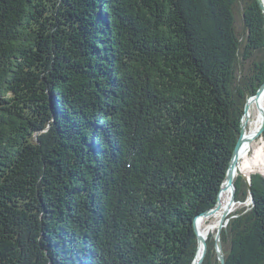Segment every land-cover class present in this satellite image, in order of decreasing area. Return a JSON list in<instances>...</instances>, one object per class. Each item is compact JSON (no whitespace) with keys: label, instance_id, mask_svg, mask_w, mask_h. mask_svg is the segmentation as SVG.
Segmentation results:
<instances>
[{"label":"trees","instance_id":"obj_1","mask_svg":"<svg viewBox=\"0 0 264 264\" xmlns=\"http://www.w3.org/2000/svg\"><path fill=\"white\" fill-rule=\"evenodd\" d=\"M262 51L257 0H0V264H193ZM235 186L224 264H264V175Z\"/></svg>","mask_w":264,"mask_h":264},{"label":"bare ground","instance_id":"obj_2","mask_svg":"<svg viewBox=\"0 0 264 264\" xmlns=\"http://www.w3.org/2000/svg\"><path fill=\"white\" fill-rule=\"evenodd\" d=\"M259 107L264 108V89L260 93L259 99L251 97L244 116V135L246 139L240 145L243 150L240 170L246 178H248L251 171L257 168L264 173V142L259 143L258 140H253L248 143L249 137L253 136L260 126ZM234 195L235 189L223 190L220 194L218 209L214 213L210 214L211 216L208 215L210 217H204L205 219L201 218L198 220V230L202 235L208 237L211 231L215 229V227L212 226L217 225L219 228L224 223L223 221H225V218L229 216L231 211L238 208L237 206L239 203L235 201Z\"/></svg>","mask_w":264,"mask_h":264},{"label":"water","instance_id":"obj_3","mask_svg":"<svg viewBox=\"0 0 264 264\" xmlns=\"http://www.w3.org/2000/svg\"><path fill=\"white\" fill-rule=\"evenodd\" d=\"M257 1L260 4V7L262 8V11L264 13V0H257ZM263 89H264V83L259 87L257 93L252 97L259 99L260 93L262 92ZM250 99H248V101H247L246 110H247V105H248V102ZM245 113H246V111H245ZM259 114H260V126L257 129L256 133L253 136L249 137L248 143H250L256 139H261V138L264 139V137H263V134H264V108L263 107H259ZM245 139H246V137L244 135V130H243L242 135H241V137L237 143V146L234 150V153H233V156H232V159H231L225 180L222 184V187H221L219 195H218V200H217L216 205L213 208H211V209L203 212L202 214H200L195 220L194 227H195V230L197 233L199 247H198L197 255L195 257L193 264H203L206 257H207V253H208V237L209 236L206 237L200 233V231L198 230V225H197L198 220L201 218L207 217L208 215L214 213L218 209L219 203H220V194L223 190L235 189V193H236L235 179L237 176L242 175L246 179V181L250 185V189L252 190V188H251V174L248 176V178H246L240 170V164H241L242 155H243V150L241 149L240 145ZM234 199H235V195H234ZM235 201H236V199H235ZM253 201H254V195L252 194V202ZM225 226L226 225H225V221H224V223L217 230V236H218L217 241H218L219 246H220V260L222 261V264L225 263V259H224V255L221 252L222 243H221V239H220V234H221L222 229Z\"/></svg>","mask_w":264,"mask_h":264},{"label":"rangeland","instance_id":"obj_4","mask_svg":"<svg viewBox=\"0 0 264 264\" xmlns=\"http://www.w3.org/2000/svg\"><path fill=\"white\" fill-rule=\"evenodd\" d=\"M242 23H243V21H242V16H241V13H240V8H237V24H238V28L240 29V30H242ZM257 59L258 58H260V57H262V55L264 54V51H262V52H257ZM256 140H258V142L259 143H261V142H264V139L263 138H261V139H256ZM263 140V141H262ZM263 153H264V151H263ZM258 169V168H257ZM257 169H254L253 171H251V175L253 174V173H255V172H261V170H257ZM243 171V170H242ZM263 175H264V173L263 172H261ZM249 174V175H250ZM251 203H252V201H251V199H249V200H247L246 202H244V203H239V205L237 206L238 208H236L235 210H232L231 211V213L229 214V216L230 215H232L236 210H238V209H240V208H242V207H244V206H250L251 205ZM223 207H225V206H223ZM222 207V208H223ZM211 216V215H210ZM210 216H207V217H210ZM228 216V217H229ZM206 217V218H207ZM228 217L227 218H225V225H227V223H228ZM205 219V218H204ZM224 222V221H223ZM212 227H215V229L213 230V231H211V232H217V230H218V226L216 225V226H212ZM215 232V233H216Z\"/></svg>","mask_w":264,"mask_h":264}]
</instances>
